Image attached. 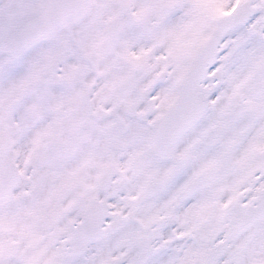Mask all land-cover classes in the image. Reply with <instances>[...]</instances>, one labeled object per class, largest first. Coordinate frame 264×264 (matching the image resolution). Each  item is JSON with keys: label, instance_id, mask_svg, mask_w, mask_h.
Returning <instances> with one entry per match:
<instances>
[{"label": "snow or ice", "instance_id": "6c2138e0", "mask_svg": "<svg viewBox=\"0 0 264 264\" xmlns=\"http://www.w3.org/2000/svg\"><path fill=\"white\" fill-rule=\"evenodd\" d=\"M0 264H264V0H0Z\"/></svg>", "mask_w": 264, "mask_h": 264}]
</instances>
